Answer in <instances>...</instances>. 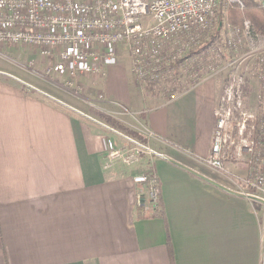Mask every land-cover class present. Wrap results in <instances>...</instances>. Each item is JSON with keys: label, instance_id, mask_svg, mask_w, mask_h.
I'll use <instances>...</instances> for the list:
<instances>
[{"label": "crops", "instance_id": "0c3cea01", "mask_svg": "<svg viewBox=\"0 0 264 264\" xmlns=\"http://www.w3.org/2000/svg\"><path fill=\"white\" fill-rule=\"evenodd\" d=\"M35 58L40 70L50 63L29 60ZM113 76L158 136L151 141L158 152L232 188L228 176L202 161L213 149L222 77L205 76L172 100L162 90L150 98L124 52L106 76L81 78L84 94L94 97L106 88L103 93L120 100L111 93ZM95 111L101 112L40 76L36 82L1 81L0 264H172L164 219L140 217L154 210L146 194L139 206L137 192L145 188L133 175L152 161L176 264H264L261 202L161 157L106 168L110 140L127 148L134 143Z\"/></svg>", "mask_w": 264, "mask_h": 264}, {"label": "built area", "instance_id": "2783aa9c", "mask_svg": "<svg viewBox=\"0 0 264 264\" xmlns=\"http://www.w3.org/2000/svg\"><path fill=\"white\" fill-rule=\"evenodd\" d=\"M256 1L264 4V0ZM232 5L245 7L244 0H0V45H22L50 61L46 76H62L58 84L63 89L116 118L122 112L107 106L125 107L103 92L85 95L81 78L106 76L108 67L118 64L124 52L137 85L144 90L147 86L152 94L162 90L166 95L167 90L170 100L178 91L172 87L180 80L195 84L205 76H224L228 71L214 113L213 149L202 161L228 176L233 190L264 199V35L253 32L248 19L241 25L221 23L232 60L199 77L197 68L210 66L203 55L201 67L191 65L184 78L177 77L187 66L183 63L188 59L182 60L185 54L211 40L217 10L227 12ZM243 46L249 51L238 60ZM247 60L251 62L248 71L237 70ZM34 64L32 60L28 67ZM176 79L178 84H172ZM139 125L141 140L131 138L132 147L118 146L113 140L107 143L106 168L117 161L134 166L146 156L152 160L157 156L151 141L158 136L143 121ZM230 162L242 166L243 172L229 170ZM133 178L145 188L137 192L139 206L146 194L151 208H158L160 187L153 161Z\"/></svg>", "mask_w": 264, "mask_h": 264}, {"label": "rangeland", "instance_id": "374dc122", "mask_svg": "<svg viewBox=\"0 0 264 264\" xmlns=\"http://www.w3.org/2000/svg\"><path fill=\"white\" fill-rule=\"evenodd\" d=\"M229 9H230V7H229ZM229 9L227 10V12L222 11V9L217 10V12H216V15H217L216 16V23H217V25L214 26L212 31H211V33H212L211 34V40L208 41L206 44H198V45L194 46L191 50H189L185 54V57L182 60L188 59V61H186V62H189V63H186V62L183 63L187 66H185L183 68L181 67L182 70L179 71L178 75L176 74L177 77L180 76V77L184 78L185 74H187V69L190 68L191 65L193 67L197 68L196 65L199 64V67H201V61L203 60V55H204V58L206 59V61L207 60L209 61L210 66L209 67L205 66V69L197 68L199 77H201L202 75L207 74V73L208 74L214 73L213 72L214 70H218L219 68H221V65H220L221 63L226 64V62L232 60L234 55L230 51V46H227V43L225 42V37H224V27L225 26L221 25V23L222 24L230 23L229 19H228ZM248 51H249V48L247 46H243V49L236 55L238 57V60H241V59H239V57L242 54L247 53ZM207 52H208V55H207ZM34 56L37 57L38 59L39 58L43 59L40 55L35 54L34 52L30 51L27 47L22 46V45H19V46L0 45V83H1V81L7 82V83H12V80H16L18 82L19 81L36 82L39 79V76L42 78H46L52 82L58 83L57 82L59 80L58 74H55L53 76H46L45 70L47 68V64L45 65L46 68L44 67L43 70H40L36 64V61H37L36 58L34 60V62H35V64L33 65L34 68L28 67V61L30 63L29 59L33 58ZM38 62H39V60H38ZM180 62H181V60H180ZM250 67H251V62L249 60H247L244 62H240L237 70H239L240 72H244V71H248V69ZM233 68H235V67H229L228 69H233ZM31 70H33V71H31ZM227 74H228V71H227V73H225L224 76L221 74H219L217 76L222 77L223 82H226ZM128 76H129L128 78L130 80V75L128 74ZM88 77L90 80H92L91 78H96V76H93V75H89ZM185 80H187V78ZM185 80H183V81L180 80V82L178 84L177 79H176V81L173 82L172 84H174V85L178 84V85L173 86L172 89H175L178 87V90H184L187 87V85H189V86L192 85L189 79L187 80L188 82ZM131 87H132V85H131ZM132 89L134 90L133 87H132ZM132 89H131V91H132ZM145 89H146V95H148V97L152 98V95H154V94L149 92L150 89L147 86L145 87ZM170 89H171V87H170ZM101 90L107 91L106 88H101ZM111 93L115 97L119 98L120 100H118V102H120V104L126 108L125 109V108L120 107L118 109V110H120V112H122L120 114L119 113L117 114L118 118L124 124L138 130V127L140 126L139 121L141 120L145 123V120H143L144 118H142L141 114H140L141 110L139 111L138 106H135L134 102L130 103V101H132V100L129 99L130 98L129 91L124 89L123 87L119 86V81H116V78L112 82ZM165 93L167 95V90H165ZM93 95L96 96V94H93ZM163 96H165V95H163ZM113 129L117 130L115 128H113ZM117 131H119V130H117ZM125 141H126L125 139L121 138V142H125ZM156 159L159 160L161 158L158 156H154V160H156ZM226 167L229 170L233 169V166L230 164H226ZM140 189H141V187H140ZM263 209H264V207L262 208L261 211H263ZM262 221L264 223V216H262Z\"/></svg>", "mask_w": 264, "mask_h": 264}, {"label": "trees", "instance_id": "16d2710c", "mask_svg": "<svg viewBox=\"0 0 264 264\" xmlns=\"http://www.w3.org/2000/svg\"><path fill=\"white\" fill-rule=\"evenodd\" d=\"M244 3H245L244 9H241L238 5H232L230 7L229 13H228L229 22L234 25H241L244 23L246 19H248L252 23L253 32L264 35V4H261L260 2L256 0H244ZM95 113L98 114V117L100 120L104 121L106 124L110 125L112 128H115L119 130L120 132H123L124 134L135 139L136 141L141 140L140 132L124 124L120 119L112 117L103 112L95 111ZM140 114H141V117L144 118L143 120H145V116L143 115V112ZM150 167H151V163L148 162L146 169ZM159 187H160V182H159ZM160 194H161V188H160ZM140 217H146V218L160 217L164 219L165 224H166V233H167V247H168L169 253L171 254L172 264H176L174 247H173V243L171 241V236L169 232L168 218L166 216V212L164 209L162 197L160 196V202H159L158 208L154 209V211H152L150 214L145 215L144 213H141Z\"/></svg>", "mask_w": 264, "mask_h": 264}, {"label": "water", "instance_id": "95a60500", "mask_svg": "<svg viewBox=\"0 0 264 264\" xmlns=\"http://www.w3.org/2000/svg\"><path fill=\"white\" fill-rule=\"evenodd\" d=\"M156 155L161 157V158H163V159H166V160H168V161H170V162H172V163H174V164H176V165H178V166H180L182 168H184L185 170H188L189 172H191L193 174H196V175L204 178L205 180H208V181H210L212 183L217 184L218 186L224 188L225 190H227L230 193H233V194L238 195V196L248 197L250 199L256 200V201L261 202L262 204H264V199L263 198L255 196L253 194H247V193L238 192V191L233 190L232 188L224 186L223 184H220V183L216 182L215 180H213V179L201 174L200 172L190 168L186 164L180 162L179 160H177L176 158H174V157H172L170 155H167V154H164V153H161V152H156Z\"/></svg>", "mask_w": 264, "mask_h": 264}]
</instances>
